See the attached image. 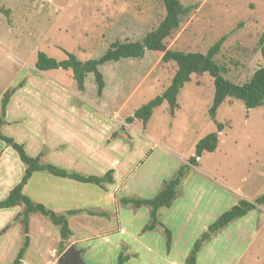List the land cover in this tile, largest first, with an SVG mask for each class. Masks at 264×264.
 I'll return each mask as SVG.
<instances>
[{
    "label": "rangeland",
    "instance_id": "374dc122",
    "mask_svg": "<svg viewBox=\"0 0 264 264\" xmlns=\"http://www.w3.org/2000/svg\"><path fill=\"white\" fill-rule=\"evenodd\" d=\"M180 1L193 9L164 39L167 48L205 53L223 37L214 59L225 66L226 78L240 84L264 65V0ZM164 14L162 0H0V99L7 89L14 90L1 132L24 144L29 155L41 153L42 162L83 174L98 175L105 167L62 162L61 151L67 152L71 142L73 156L81 158L94 148L109 150L114 140L123 147L115 153L122 160L121 172L106 190L46 171L33 172L23 187L34 202L54 211L83 210L68 215V238L76 241L86 264H119L120 256L121 264H187L194 242L223 211L240 198L253 201L264 193V104L247 110L241 100L226 98L211 119L214 84L208 73L191 75L178 93L174 114L163 102L143 124L127 117L160 94L176 69L156 52L101 65L107 79L103 95L97 94L92 73L79 91L69 70L35 67L38 51L58 60L65 51L81 60L99 57L114 41L142 39ZM216 121L223 123L216 149L204 151L196 166L189 164L196 142L216 130ZM71 129L79 134L65 136ZM182 164H189V170L175 199L157 211L158 220L174 234L168 256L163 227L143 230L149 207L120 199L153 197ZM23 168L15 150L0 140V200L20 180ZM6 210L12 213H0V229L7 225L0 232V264L13 261L25 235L20 217H13L19 206ZM28 238L21 264H57L60 246L69 243L39 212L29 216ZM197 257L196 264H264V204L208 236Z\"/></svg>",
    "mask_w": 264,
    "mask_h": 264
},
{
    "label": "trees",
    "instance_id": "16d2710c",
    "mask_svg": "<svg viewBox=\"0 0 264 264\" xmlns=\"http://www.w3.org/2000/svg\"><path fill=\"white\" fill-rule=\"evenodd\" d=\"M165 14L156 28L148 31L140 40L133 41H114L107 49L96 58H88L85 60L79 59L73 52L65 51L66 57L58 60L53 56L48 55L44 51H38L35 59V67L39 70L46 71L50 69L69 70L72 79L79 91L84 90V81L88 73L93 74L96 84L97 94L100 95L105 87L103 73L99 67L107 62H117L121 59L140 58L146 50L156 52L160 55L162 61H172L176 64L175 72L170 80L169 85L158 95L136 108L132 116L127 117V121L131 122L137 118L143 124L149 120L153 109L163 102L169 105L170 113L174 114L179 107L177 96L180 89L186 82L190 80L192 74L208 73L213 78L214 92L211 104L208 108V115L215 120L216 112L226 98H236L243 102L247 110L261 106L264 104V65L257 68L250 78L244 83H235L225 77L226 68L224 65L217 63L214 59L223 42V37L211 45L205 53L199 51H181L170 49L165 46L164 39L173 35L179 28L181 20L189 14L193 9V5H183L180 0H162ZM261 54L264 59V41L261 40ZM14 92L13 89L4 91L0 99V126L4 123L6 109L9 99ZM216 130L207 133L201 137L195 144L194 154L188 158V163L196 166L198 158L204 151H214L218 145V132L223 128L222 122H215ZM0 140L15 150L18 158L23 163V173L20 180L13 185L7 195L0 200V210L9 209L19 206L18 212L14 217H20L24 232V241L16 257L9 264H21L24 252L29 244L28 224L29 216L32 213L39 212L47 216L51 222L59 227L61 241L67 240L71 231L68 223V215H74L82 212V209H70L64 212H56L47 208L43 203L34 202L27 194L23 192V187L28 182L32 173L35 171H46L57 177H66L79 182L93 183L105 189L106 184L114 182L113 170L108 169L101 175L83 174L78 171H71L55 165L51 162H42L41 153L37 155H29L24 144L16 141L13 137L5 135L0 130ZM189 164H182L174 177L167 180L163 187L151 198H134L122 197V203H131L134 207L148 206L150 219L144 225L143 230H152L157 225L163 227L166 235V247L169 249L171 244V231L164 227L158 220L157 211L160 207L171 206L177 195V188L181 179L189 170ZM106 190V189H105ZM264 204V193L257 196L253 201L245 198H240L229 209L223 211L212 223L207 226V229L216 231L227 226L231 221L244 217L257 206ZM88 214H101L103 211L86 210ZM7 225H4L1 231H5ZM201 242H194L187 258V264H194L197 253L200 249ZM67 247L60 246L58 255ZM122 262V257H119V264Z\"/></svg>",
    "mask_w": 264,
    "mask_h": 264
},
{
    "label": "crops",
    "instance_id": "0c3cea01",
    "mask_svg": "<svg viewBox=\"0 0 264 264\" xmlns=\"http://www.w3.org/2000/svg\"><path fill=\"white\" fill-rule=\"evenodd\" d=\"M105 85H107V79H105ZM104 89L102 91V93L100 95H103L104 94ZM69 108V107H67ZM65 136H70L71 134H79L78 132H75L73 131V129L68 130V131H65L64 132ZM70 139V138H69ZM74 141H77V139H73ZM73 142H71V146H72ZM71 146L69 145L67 152H63L64 150H62L61 152V157L63 158V161L65 164H72L73 166H77V167H80V168H87V169H90L91 168H94V170H97V169H101V167H105L104 169H101L99 172H98V175H101L103 174L106 170L108 169H112L113 170V179H114V182L117 181V178L121 172V163H122V160H119L117 156H115V153L117 150H120V149H123V147L120 146L119 142L117 140H114V141H111L110 143V146H109V150L108 149H105V151H98L96 150L95 148L92 149L90 151V154H89V157H82L84 158L83 160H81L82 158L79 156V157H74L72 153H74L75 151L72 150ZM125 151H128V150H123ZM69 152V153H68ZM123 154V153H121ZM125 158V157H124ZM123 158V159H124ZM86 166V167H85ZM90 166V167H89ZM95 174V173H93ZM113 182V183H114ZM111 183V184H113ZM10 209V208H9ZM56 212H64L66 210H55ZM103 211V210H102ZM4 212H8V213H12V210H0V213H4ZM18 212V210H16L15 214ZM14 214V216H15ZM13 216V217H14ZM199 216L202 217V214H200ZM1 221V220H0ZM201 222V220H199ZM68 223H69V220H68ZM203 226H206L203 225ZM171 231V230H170ZM171 244H170V247L168 249V256H169V253L171 252V249H172V245H173V242L175 241L174 240V234L171 232ZM254 234V233H253ZM253 239V235H252V238ZM67 241H69V243H67L66 245H70V244H74L76 241L74 240H70L69 238H67ZM199 254V251L197 253V256ZM198 261V257H196V261L194 264H196Z\"/></svg>",
    "mask_w": 264,
    "mask_h": 264
},
{
    "label": "water",
    "instance_id": "95a60500",
    "mask_svg": "<svg viewBox=\"0 0 264 264\" xmlns=\"http://www.w3.org/2000/svg\"><path fill=\"white\" fill-rule=\"evenodd\" d=\"M212 235V231L206 230L201 236L200 242L204 241L208 236ZM57 264H86L81 257L80 251L72 243L68 245L58 256Z\"/></svg>",
    "mask_w": 264,
    "mask_h": 264
}]
</instances>
